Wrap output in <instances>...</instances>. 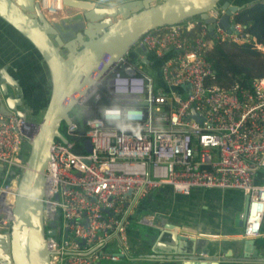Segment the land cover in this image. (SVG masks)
Instances as JSON below:
<instances>
[{
  "label": "built area",
  "instance_id": "built-area-1",
  "mask_svg": "<svg viewBox=\"0 0 264 264\" xmlns=\"http://www.w3.org/2000/svg\"><path fill=\"white\" fill-rule=\"evenodd\" d=\"M40 4L50 21L66 15L62 2L41 0ZM221 15L211 13L215 18L212 36L205 23L190 20L155 28L134 46L139 60L141 46L157 58L175 51L163 65L162 80L169 89L182 87L181 95L157 87L143 69L124 61L105 79L115 106L102 108L85 123L91 152H85L84 143L83 154L74 153L77 143L67 139L77 130L73 121L62 133L68 142L53 143L43 200L45 230L54 215L59 218L55 235L47 242L50 264L117 261L118 255L103 248L112 237L124 240L127 208L163 186L185 196L196 188L242 192L248 198L247 209L239 216L242 236H260L264 76L247 86L208 84L214 72L205 56L215 41L249 44L263 53L264 48L233 18L231 32L217 27ZM125 68L133 73L125 74ZM91 98L99 99L97 87L81 107ZM31 126L14 113H0V231L8 230L10 224ZM149 219L143 221L152 225Z\"/></svg>",
  "mask_w": 264,
  "mask_h": 264
},
{
  "label": "water",
  "instance_id": "water-1",
  "mask_svg": "<svg viewBox=\"0 0 264 264\" xmlns=\"http://www.w3.org/2000/svg\"><path fill=\"white\" fill-rule=\"evenodd\" d=\"M40 1L0 0V20L33 46L48 70L51 84L41 120L30 124L32 137L17 184L10 224L7 231L0 232V264H50L52 252L47 242L55 235L59 221L58 215H54L45 230L43 197L51 147L57 139L67 143L60 128L71 124L70 112L81 106L86 94L113 68L126 61L141 36L155 28L192 19L205 23L212 36L215 18L211 13L222 14L216 26L231 32L233 26L229 20L238 11L264 4V0H63L66 15L50 21L43 16ZM138 51L140 63L154 73L157 87L166 92L183 93L182 87L169 89L162 80L163 65L175 51H168L162 58L144 46ZM124 72L131 75L133 70L125 68ZM20 97L18 81L0 60V113L14 112L26 121L25 111L17 110L22 104ZM84 143L85 152L90 153L89 140ZM240 225L243 226L242 221ZM171 238L184 243L196 242L195 255L204 256L203 260L189 259L192 253H185L188 259L180 257L184 259L182 264H216V254L209 247L215 243L206 242L204 248L199 245L204 241L174 234Z\"/></svg>",
  "mask_w": 264,
  "mask_h": 264
},
{
  "label": "crops",
  "instance_id": "crops-1",
  "mask_svg": "<svg viewBox=\"0 0 264 264\" xmlns=\"http://www.w3.org/2000/svg\"><path fill=\"white\" fill-rule=\"evenodd\" d=\"M0 60L18 81L22 104L17 110L25 111L30 124L38 123L51 93L48 70L33 46L2 20ZM246 209L247 198L238 190L196 188L185 196L163 186L130 208L124 240L112 237L103 248L119 259L96 264H182L188 252L189 259H204L195 255L196 242H178L172 234L204 241L199 244L204 248L206 242L215 243L209 247L216 264H264V216L260 236L244 238L239 216ZM145 217L152 225L143 221Z\"/></svg>",
  "mask_w": 264,
  "mask_h": 264
},
{
  "label": "trees",
  "instance_id": "trees-1",
  "mask_svg": "<svg viewBox=\"0 0 264 264\" xmlns=\"http://www.w3.org/2000/svg\"><path fill=\"white\" fill-rule=\"evenodd\" d=\"M192 20L196 21V19ZM233 22L243 26L245 32L254 37L264 48V4L257 3L241 9L233 16ZM205 59L214 72V80L208 84L217 87H228L232 84L247 86L252 80L264 76V53L249 44L237 45L226 41H215L206 53ZM126 62L137 68H145L138 59V52L133 48L127 54ZM98 93V100L91 98L84 107H76L69 114L71 120L76 123L77 130L67 139L76 141L77 146L74 148L76 154L84 152L86 121L97 117L102 108L115 106L113 97L107 91L106 82L98 86ZM64 130L65 126H62L60 132L64 133Z\"/></svg>",
  "mask_w": 264,
  "mask_h": 264
},
{
  "label": "bare ground",
  "instance_id": "bare-ground-1",
  "mask_svg": "<svg viewBox=\"0 0 264 264\" xmlns=\"http://www.w3.org/2000/svg\"><path fill=\"white\" fill-rule=\"evenodd\" d=\"M50 2H54L55 4H58V3H60V2H62L63 0H49ZM40 10H42V7H41V4H40ZM43 11V10H42ZM43 16L45 17V18H47V16H46V14H43ZM198 21V20H197ZM198 22H200V21H198ZM163 57V56H162ZM114 69V68H113ZM112 69V70H113ZM111 70V71H112ZM110 74V73H109ZM105 79H107V77L106 78H104V80H102L96 87H97V89H98V86L101 84V83H103V82H106V80ZM95 88V87H94ZM183 90V89H182ZM92 92H93V88L86 94V97H84L83 99H82V102L88 97V96H90L91 94H92ZM14 113V112H13ZM15 114V113H14ZM27 122V121H26ZM28 124H30L29 122H27ZM66 139V138H65ZM58 140V139H57ZM56 141V140H55ZM54 141V142H55ZM67 142H68V140H67ZM28 145V147H29V144H27ZM28 152H29V148H28V150H27V156H28ZM27 156L25 157V155H24V162H25V160H26V158H27ZM50 159H51V155H50ZM49 159V160H50ZM48 165V164H47ZM1 170H2V168H1ZM45 172H46V170H45ZM20 173H21V171H20ZM19 178H20V176H19ZM19 181V180H18ZM161 188V187H160ZM159 189V188H158ZM15 191L17 192V187H16V189H15ZM44 195H45V193H44ZM129 197V196H128ZM147 197V196H146ZM145 197V198H146ZM145 198H143L142 200H144ZM15 199H16V194H15V198L14 199H12V201H13V206H14V202H15ZM43 200H44V197H43ZM142 200H140V201H142ZM139 203V202H138ZM43 206H44V203H43ZM130 207V206H129ZM127 208L128 209V213L127 214H130V208ZM43 225H44V218H43ZM125 228H126V226H125ZM7 231V230H6ZM0 232H5V231H0ZM116 237V236H115ZM81 243H83V242H81ZM81 245H83V244H81ZM106 247V246H105Z\"/></svg>",
  "mask_w": 264,
  "mask_h": 264
},
{
  "label": "rangeland",
  "instance_id": "rangeland-1",
  "mask_svg": "<svg viewBox=\"0 0 264 264\" xmlns=\"http://www.w3.org/2000/svg\"><path fill=\"white\" fill-rule=\"evenodd\" d=\"M187 21H190V20H187ZM187 21H185V23L187 22ZM197 21V20H196ZM194 22V21H193ZM184 23V22H183ZM153 80H155V75H154V73L150 70V69H148V68H144L143 69ZM84 105V104H83ZM81 107V106H80ZM41 113H39L38 114V116H36V122L37 121H39L40 120V118H41ZM62 126H64V125H62ZM61 126V127H62ZM25 148H24V150H26V153L24 154L25 155V157L27 156V150H28V145H25L24 146ZM26 161V160H25Z\"/></svg>",
  "mask_w": 264,
  "mask_h": 264
}]
</instances>
